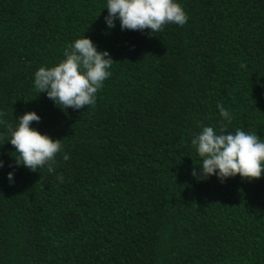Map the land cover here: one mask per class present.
Masks as SVG:
<instances>
[{
  "label": "trees",
  "instance_id": "trees-1",
  "mask_svg": "<svg viewBox=\"0 0 264 264\" xmlns=\"http://www.w3.org/2000/svg\"><path fill=\"white\" fill-rule=\"evenodd\" d=\"M179 3L187 23L151 33L107 29L106 0H0V264H264V173L191 174L200 125L264 139V0ZM84 34L111 76L61 109L34 73ZM27 111L61 140L53 173L7 142Z\"/></svg>",
  "mask_w": 264,
  "mask_h": 264
},
{
  "label": "clouds",
  "instance_id": "clouds-1",
  "mask_svg": "<svg viewBox=\"0 0 264 264\" xmlns=\"http://www.w3.org/2000/svg\"><path fill=\"white\" fill-rule=\"evenodd\" d=\"M107 15L104 17L107 29L162 31L166 24L184 26L188 16L179 0H106ZM113 59L107 50L98 49L85 34L77 38L64 51V59L57 64L41 66L34 73V86L39 93H45L61 109L78 110L96 103V94L111 76L109 69ZM243 67V65H242ZM62 106V107H61ZM220 115L231 121L230 113L217 105ZM14 127L8 128V141L18 154V165L31 171L47 166L53 173L56 156L62 151L61 140L41 134L32 127L41 117L35 111L21 115ZM200 158L199 171L193 168L192 175L203 180L215 175L218 180L239 175L241 178L258 179L264 173V139L254 132L236 129L233 132L212 126L200 125V131L191 140ZM64 160L68 159L65 154ZM4 161L0 159V168ZM15 173L8 172L7 179L14 182Z\"/></svg>",
  "mask_w": 264,
  "mask_h": 264
}]
</instances>
